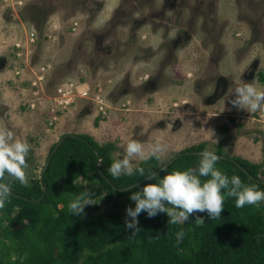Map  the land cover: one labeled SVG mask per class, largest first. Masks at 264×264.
Returning a JSON list of instances; mask_svg holds the SVG:
<instances>
[{
  "label": "rangeland",
  "instance_id": "374dc122",
  "mask_svg": "<svg viewBox=\"0 0 264 264\" xmlns=\"http://www.w3.org/2000/svg\"><path fill=\"white\" fill-rule=\"evenodd\" d=\"M52 20L59 31L48 40L44 35ZM74 23L76 31L71 30ZM226 24L242 27L245 34L236 32L241 36H232L233 46L222 51L233 59H245L247 72L250 67L260 71L247 64L251 60L261 64L264 58V0H13L8 5L0 0V37L24 40L26 32L37 31L30 68L37 71L49 66L45 109L29 110L27 80L32 71L14 80L12 66L0 63V122L31 146L29 184L41 174L59 138L77 133L89 135L99 144L114 143L118 147L114 159L124 157L130 139L146 148L159 139L168 147L162 163L201 143L214 152L222 144L226 156L262 163L264 112H224L230 110L224 105L206 110L195 96L179 95L197 86L192 82L195 74L185 62V51L188 56L201 44L210 56H218L221 47L217 42ZM209 68L215 66L209 63ZM244 70L239 71V78ZM184 79L187 84L182 89ZM69 81L85 83L91 99L100 96L105 113L98 112L94 101L78 99L66 110L55 111L54 120L48 113L50 99L58 86ZM185 101L197 115L185 113L189 106H183ZM171 106L183 112L175 123L169 119ZM227 114L233 115L234 122L224 120ZM180 118L183 127L179 130ZM210 130L214 139L219 138L218 144L209 139ZM140 162L133 160L134 169ZM124 200L103 197L95 204L97 210H87L102 213L116 206L125 215Z\"/></svg>",
  "mask_w": 264,
  "mask_h": 264
},
{
  "label": "trees",
  "instance_id": "16d2710c",
  "mask_svg": "<svg viewBox=\"0 0 264 264\" xmlns=\"http://www.w3.org/2000/svg\"><path fill=\"white\" fill-rule=\"evenodd\" d=\"M61 142L42 185L40 175L25 187L5 174L12 195L0 209V264H264V202L237 208L227 190H222L224 210L218 219L205 211L192 214L184 224H169L166 213L149 218L142 212L135 234L126 229V214L116 206L102 213L87 210H97L95 204L103 197H123L127 208H134L133 191L173 171L198 168L206 143L180 152L183 155L165 169L167 162L152 158L141 161L131 176L117 178L108 172L118 150L114 143L99 144L86 134ZM215 153L220 157L215 167L229 179L239 176L244 184L264 191V161L226 156L222 144ZM140 167L156 173L155 179L140 176L136 170ZM83 192L92 193L94 204L85 206L86 215H72L69 203ZM197 216L204 222L197 223ZM181 230L185 235L178 243L176 233Z\"/></svg>",
  "mask_w": 264,
  "mask_h": 264
},
{
  "label": "clouds",
  "instance_id": "9594fccd",
  "mask_svg": "<svg viewBox=\"0 0 264 264\" xmlns=\"http://www.w3.org/2000/svg\"><path fill=\"white\" fill-rule=\"evenodd\" d=\"M235 98L231 100L233 107L248 112H264V90L251 82L236 81ZM209 139L219 143V138L214 139L215 133L210 130ZM30 145L25 139L17 138L12 130L0 122V209L12 195L10 183L5 180V174L12 180L19 181L28 186L27 157ZM168 151L167 144L156 140L146 148L136 140H128L123 158H116L108 171L113 177L121 175L131 176L134 171L133 160L148 161L152 158L161 160ZM220 159L213 150L205 149L201 153L199 167L187 171H173L164 175L159 182L148 183L142 189L133 191L130 200L135 202V207L126 209L125 227L133 234L139 231L138 216L146 212L149 218L159 213H166L169 224H184L196 212H207L213 220L218 219L224 210L225 196L222 190H227L228 197L236 198V207L242 208L246 204L256 205L264 201V191L258 190L256 185L244 184L239 176L230 179L219 171L215 165ZM102 163V162H101ZM140 176L154 180L156 173L140 167L136 169ZM164 171V169H161ZM201 177L207 178L202 180ZM125 191L128 189L125 188ZM92 193L83 192L69 203L72 215L85 214L87 205H92ZM197 223L204 220L197 216ZM185 233L181 230L176 233L177 242H181Z\"/></svg>",
  "mask_w": 264,
  "mask_h": 264
},
{
  "label": "crops",
  "instance_id": "0c3cea01",
  "mask_svg": "<svg viewBox=\"0 0 264 264\" xmlns=\"http://www.w3.org/2000/svg\"><path fill=\"white\" fill-rule=\"evenodd\" d=\"M217 13L218 11L215 14L216 17H217ZM224 27L225 28L223 29L220 35L221 41L217 42L219 47H221V52L219 53L218 56L216 54L214 55L215 57L210 56L209 51L206 49L207 47L201 44H200L201 47H199L198 50L193 49V51H190V53L188 52L189 53L188 56H187V51H185L186 53L185 62L188 66L191 67V70L193 71L192 73L195 74L194 76L195 80H192V82L195 81L194 84L196 83L197 86H195V88L194 86H191L190 89L181 91L179 95L181 94V96L184 95L186 97H190V95L195 96L196 102L201 104V106L206 110L214 109L215 107H218V105H224L226 109H230L224 112H233V111L236 112L235 110H237V108L233 107V105L231 104V100L235 98L233 93L235 91V88L237 87L236 84L237 80H241V81L243 80V82L249 81L251 83H255L259 87H261V90H264V72L261 70V69L264 70V58L260 60L261 64H259V60H251V62H248L247 64V65L257 66L256 69H260V71L258 70L254 71L253 68L250 67V72H247V68L244 66V64H246L245 59L243 58L241 60L238 58L233 59L229 52L227 53L226 51L224 52L222 51L223 49L225 50V48L230 49L233 46L232 36L233 37L241 36L239 34H236V32L245 34V30L240 26H235L230 24H226ZM209 63L215 66L213 70L209 68ZM244 68L245 70L244 72H242L239 78L238 74H240ZM210 74H214L216 77L213 78V76ZM189 77H192V75ZM247 77H250V79H247ZM184 82L185 85L182 89H184L187 84L185 79ZM207 99H211L212 102L205 103ZM182 104H184L183 106L189 104V106H186L187 109L185 113L191 112V115L193 114L197 115L193 109V106H191L188 101H185ZM178 108L174 109L172 106L169 107L170 109L169 119L173 123L177 121L175 119H177L179 114L183 113L181 108L180 109ZM193 111L195 113H193ZM223 117L225 118L224 120H228V118L233 117V115L227 114L224 115ZM181 118L179 119V121H181V125L180 126L178 125L179 130L183 127L182 125L183 118L182 119ZM229 121L234 122V119L230 118ZM172 125L170 129H172ZM227 125L229 124L227 123ZM60 129L64 130V127L60 126ZM249 139L251 140V138Z\"/></svg>",
  "mask_w": 264,
  "mask_h": 264
},
{
  "label": "built area",
  "instance_id": "2783aa9c",
  "mask_svg": "<svg viewBox=\"0 0 264 264\" xmlns=\"http://www.w3.org/2000/svg\"><path fill=\"white\" fill-rule=\"evenodd\" d=\"M13 0H4L8 5V2ZM23 4L19 2V5ZM77 24L74 23L71 27L72 31H76ZM59 31L57 22L53 20L48 23L47 32L45 37L48 40H52L56 37ZM38 44V33L35 30H30L25 33L24 40H8L0 37V57L4 60V63L8 62L12 66L13 79H23V76L32 71V76L28 78L29 87V99L26 103L29 110L45 109L44 101V83L46 81V75L48 67H40L37 71L31 70L29 61L32 57L34 48ZM85 83L79 81H69L60 86L55 90V95L50 99L51 105H49L48 113L52 115L55 120V111L66 110L74 101L80 100H92L96 103V107L99 113H105V104L100 96L96 95L94 99L90 98L89 91H86ZM123 104V106H126Z\"/></svg>",
  "mask_w": 264,
  "mask_h": 264
},
{
  "label": "water",
  "instance_id": "95a60500",
  "mask_svg": "<svg viewBox=\"0 0 264 264\" xmlns=\"http://www.w3.org/2000/svg\"><path fill=\"white\" fill-rule=\"evenodd\" d=\"M0 63H3V64H5L4 63V60L3 59H1V57H0ZM74 137L75 135H72V134H67V135H62L60 138H59V140L56 142L57 143V145H56V147L54 148V150H53V152L51 153V155H50V157L47 159V161H46V163H45V165H44V167L42 168V171H41V174H40V183H41V185L43 184V177H44V174H45V172H46V170H47V168H48V166H49V163H50V160H51V158L53 157V155L57 152V150L59 149V147H60V145H61V141H62V139H64L65 137ZM186 154H188V153H186ZM183 155V153H179V154H177L172 160H170V161H167V163L164 165V169L165 168H167L168 166H170L173 162H175L179 157H181ZM223 158H225V157H223ZM159 172H157V174H158ZM105 178H106V176H104ZM141 183H138V184H136V185H133V186H131L130 188H128V189H132V188H135V187H137V186H139ZM119 191H121V192H125V190L124 189H121V190H119ZM42 192H43V194L45 193V187H43L42 186ZM264 202V201H263Z\"/></svg>",
  "mask_w": 264,
  "mask_h": 264
}]
</instances>
